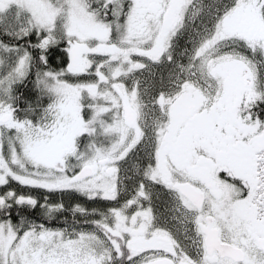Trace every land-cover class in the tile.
Here are the masks:
<instances>
[{"label":"snow or ice","instance_id":"obj_1","mask_svg":"<svg viewBox=\"0 0 264 264\" xmlns=\"http://www.w3.org/2000/svg\"><path fill=\"white\" fill-rule=\"evenodd\" d=\"M0 189V264H264V0H0Z\"/></svg>","mask_w":264,"mask_h":264},{"label":"trees","instance_id":"obj_2","mask_svg":"<svg viewBox=\"0 0 264 264\" xmlns=\"http://www.w3.org/2000/svg\"><path fill=\"white\" fill-rule=\"evenodd\" d=\"M5 40H8V37H4ZM30 39L35 42V37H31ZM23 43V41L21 42ZM53 52L58 53L59 49H54ZM66 56L61 58L59 55H54L50 53V63L51 66L55 69H59L63 63L66 61ZM39 67V65L37 66ZM35 72L29 77L28 80H26L23 84H21L17 89V105L19 112L18 114L23 118L25 115H31L32 118H38V115L41 111L42 106H46L50 102V98L46 95H43L40 91V89L35 84ZM32 111H29V110ZM44 191H39V194L36 196V198L43 203L44 197L47 196ZM55 193H51V195H48V200L50 203L56 204V203H64L65 210L58 213L56 216V219L52 220L49 225H59L64 224V220L67 219L68 222H70L72 213L70 210H68L70 203L77 202V203H83L85 201V198L83 196H80L79 194H71V195H59L60 197L57 199V195ZM57 196V197H56ZM56 197V198H55ZM16 209H13V216L18 220L19 217L15 215ZM22 215L28 217L29 219L37 220L38 222H46L42 219L43 209L37 205L36 208L33 209H20L19 210Z\"/></svg>","mask_w":264,"mask_h":264},{"label":"flooded vegetation","instance_id":"obj_3","mask_svg":"<svg viewBox=\"0 0 264 264\" xmlns=\"http://www.w3.org/2000/svg\"><path fill=\"white\" fill-rule=\"evenodd\" d=\"M187 37H188V34L185 33V35L180 38L179 48H177V52L180 51V48H183L186 46L185 41L187 40ZM178 59H181L184 63H187L186 58L178 56ZM65 61L67 62V58ZM66 62L63 63V65L61 67H64L66 65ZM157 71H165L166 72V69L163 66H161L160 68L157 69ZM82 141H83V138H82ZM83 142H86V141H83ZM127 167L129 168L128 175L131 176L132 179L125 180V182H124L125 191L122 193V200L129 198L134 193L136 182L139 179V177H136L133 174V171L131 169V165H127ZM167 200H168V197L165 195V196H161V197L157 198L155 201L157 212L162 214L163 217H168L170 215V213L167 211V207H168L167 206ZM75 204H81V203H77V202L73 201L72 203H70V205H69L70 208H68V210L71 211V209L73 208V206ZM81 205L85 206L86 208H89L90 210L92 208H97V209L103 210L104 208L109 206V203L105 202V201H90V200H87L85 198V201ZM76 218L78 220L83 219V217H81L79 215ZM71 221H72V216H71L69 223H71ZM49 226L50 227H65L67 225L59 224V225H54V226L49 225Z\"/></svg>","mask_w":264,"mask_h":264},{"label":"rangeland","instance_id":"obj_4","mask_svg":"<svg viewBox=\"0 0 264 264\" xmlns=\"http://www.w3.org/2000/svg\"><path fill=\"white\" fill-rule=\"evenodd\" d=\"M10 186L13 187V188H16L18 191H27L26 189L20 188L18 185L15 184V182H13V184L10 185ZM2 191H3V189H0V192H2ZM39 191H41V190H32L31 194L36 197L39 194ZM45 194H47V196L51 195V193H48V192H46ZM55 194L58 196V197L56 196L57 199L60 197L59 195H61V196L63 195V194H59V193H55Z\"/></svg>","mask_w":264,"mask_h":264}]
</instances>
